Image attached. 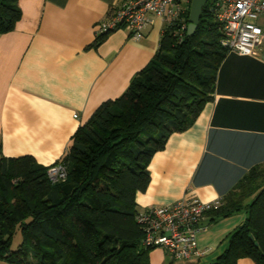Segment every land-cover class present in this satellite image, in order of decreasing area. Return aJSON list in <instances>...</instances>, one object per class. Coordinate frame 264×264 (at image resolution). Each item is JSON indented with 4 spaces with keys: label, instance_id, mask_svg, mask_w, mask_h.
I'll return each mask as SVG.
<instances>
[{
    "label": "crops",
    "instance_id": "crops-1",
    "mask_svg": "<svg viewBox=\"0 0 264 264\" xmlns=\"http://www.w3.org/2000/svg\"><path fill=\"white\" fill-rule=\"evenodd\" d=\"M125 0H18L21 17L0 34V158L33 156L51 166L99 106L120 97L154 58L166 22L140 39L98 30ZM264 30V15L257 19ZM264 164V40L255 55L227 53L212 99L186 130L173 133L153 156L151 180L136 194L137 210L197 197L223 199L254 167ZM246 210L204 220L198 247L205 253L173 259L163 248L150 264H211L229 245ZM238 264H256L242 258Z\"/></svg>",
    "mask_w": 264,
    "mask_h": 264
},
{
    "label": "trees",
    "instance_id": "trees-1",
    "mask_svg": "<svg viewBox=\"0 0 264 264\" xmlns=\"http://www.w3.org/2000/svg\"><path fill=\"white\" fill-rule=\"evenodd\" d=\"M21 13L18 0H0V34L12 31ZM190 13L191 4L182 21L166 24L158 52L127 91L102 103L79 128L55 163L66 166L65 179L51 180L49 166L31 155L0 158V261L150 264L152 247L143 245L136 194L150 183L156 152L173 133L191 126L212 99L228 53L210 3L192 36ZM103 39L98 36L94 45ZM222 202L208 214L212 220L242 210L248 217L211 264H238L242 258L264 264V164L251 169ZM18 229L22 242L13 249Z\"/></svg>",
    "mask_w": 264,
    "mask_h": 264
},
{
    "label": "built area",
    "instance_id": "built-area-1",
    "mask_svg": "<svg viewBox=\"0 0 264 264\" xmlns=\"http://www.w3.org/2000/svg\"><path fill=\"white\" fill-rule=\"evenodd\" d=\"M191 3L192 0H125L101 24L98 36L128 29L133 38L140 39L155 18H162L169 25L182 21ZM208 3L223 32L222 47L228 53L257 54L264 40V30L257 22L264 15V0H208ZM184 30L185 23L181 25V31ZM48 175L53 181L65 179L67 168L61 163L53 164ZM222 204V199L203 201L191 197L139 212L137 220L145 231L143 245L161 247L173 259L202 256L205 252L198 247V237L205 228L204 220Z\"/></svg>",
    "mask_w": 264,
    "mask_h": 264
},
{
    "label": "water",
    "instance_id": "water-1",
    "mask_svg": "<svg viewBox=\"0 0 264 264\" xmlns=\"http://www.w3.org/2000/svg\"><path fill=\"white\" fill-rule=\"evenodd\" d=\"M207 4H208V0H192L190 20L188 25L189 36H192L196 32L198 26L200 25L204 8L206 7ZM250 238L254 240V237L252 235L250 236ZM255 245L257 246L258 243L256 242Z\"/></svg>",
    "mask_w": 264,
    "mask_h": 264
},
{
    "label": "rangeland",
    "instance_id": "rangeland-1",
    "mask_svg": "<svg viewBox=\"0 0 264 264\" xmlns=\"http://www.w3.org/2000/svg\"><path fill=\"white\" fill-rule=\"evenodd\" d=\"M21 242H22V235L20 229H18L13 237L12 248L16 249ZM0 264H7V262L5 260H1Z\"/></svg>",
    "mask_w": 264,
    "mask_h": 264
}]
</instances>
